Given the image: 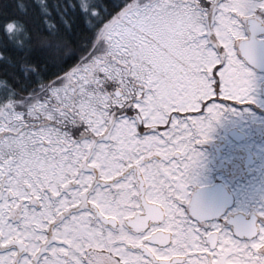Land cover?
I'll use <instances>...</instances> for the list:
<instances>
[{"label": "snow or ice", "instance_id": "obj_1", "mask_svg": "<svg viewBox=\"0 0 264 264\" xmlns=\"http://www.w3.org/2000/svg\"><path fill=\"white\" fill-rule=\"evenodd\" d=\"M262 55L264 0H0V264H264L189 191Z\"/></svg>", "mask_w": 264, "mask_h": 264}, {"label": "flooded vegetation", "instance_id": "obj_2", "mask_svg": "<svg viewBox=\"0 0 264 264\" xmlns=\"http://www.w3.org/2000/svg\"><path fill=\"white\" fill-rule=\"evenodd\" d=\"M256 39L259 44L261 36ZM246 67L255 103L236 106L214 125L209 141L198 146L201 163L189 187L212 221L226 228L233 227L226 220L249 222L264 211V55Z\"/></svg>", "mask_w": 264, "mask_h": 264}, {"label": "rangeland", "instance_id": "obj_3", "mask_svg": "<svg viewBox=\"0 0 264 264\" xmlns=\"http://www.w3.org/2000/svg\"><path fill=\"white\" fill-rule=\"evenodd\" d=\"M258 102H260V101H258Z\"/></svg>", "mask_w": 264, "mask_h": 264}]
</instances>
